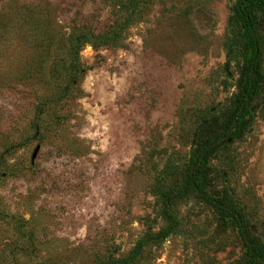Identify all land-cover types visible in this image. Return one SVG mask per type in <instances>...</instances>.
Wrapping results in <instances>:
<instances>
[{
	"label": "rangeland",
	"instance_id": "374dc122",
	"mask_svg": "<svg viewBox=\"0 0 264 264\" xmlns=\"http://www.w3.org/2000/svg\"><path fill=\"white\" fill-rule=\"evenodd\" d=\"M237 1L0 0V264L128 256L167 226L161 194L186 184L217 118L232 128L196 179L264 240V7L236 125L253 55ZM173 212L133 264L246 255L232 216L198 195Z\"/></svg>",
	"mask_w": 264,
	"mask_h": 264
},
{
	"label": "trees",
	"instance_id": "16d2710c",
	"mask_svg": "<svg viewBox=\"0 0 264 264\" xmlns=\"http://www.w3.org/2000/svg\"><path fill=\"white\" fill-rule=\"evenodd\" d=\"M263 7L264 0H238L234 6L235 21L239 23L242 29H244V33L241 36V43L249 44L253 50L247 95L238 106L234 121V124L236 125L246 111L248 98L253 89L254 78L262 71V57L260 55L258 39V26L262 25V19L261 17H258V12ZM203 126L208 128L212 138L201 143L199 148H197L192 157V169L188 174L186 184L178 190L167 191L161 194L162 215L168 223L167 226L157 233H151L140 239L128 256L122 258L109 256L98 264H133L141 256L144 248L149 242L164 239L175 230L178 221L174 215L173 206L180 200L191 195H198L201 199L223 214L224 217L229 215L234 219L238 233L246 247V255L235 260L232 264H264V240L258 235L253 238L251 236L252 232L247 226L244 216L238 213L235 209L229 207L223 201L210 195L199 185L196 179L201 161L210 154L211 150L216 149L217 145L225 141V137L229 134L232 128V126L229 128L226 125L225 120L220 118L206 120Z\"/></svg>",
	"mask_w": 264,
	"mask_h": 264
},
{
	"label": "water",
	"instance_id": "95a60500",
	"mask_svg": "<svg viewBox=\"0 0 264 264\" xmlns=\"http://www.w3.org/2000/svg\"><path fill=\"white\" fill-rule=\"evenodd\" d=\"M39 147H36L35 151H34V154H33V158L35 157L37 151H38Z\"/></svg>",
	"mask_w": 264,
	"mask_h": 264
}]
</instances>
